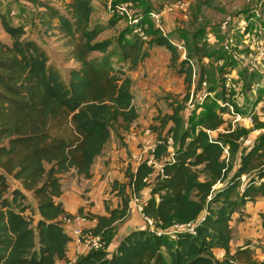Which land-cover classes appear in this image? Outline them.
<instances>
[{"label": "trees", "instance_id": "trees-1", "mask_svg": "<svg viewBox=\"0 0 264 264\" xmlns=\"http://www.w3.org/2000/svg\"><path fill=\"white\" fill-rule=\"evenodd\" d=\"M165 1L156 6V0H111L105 26L93 21L95 0H28L34 8L31 25L36 19L46 33L63 41L67 58L77 65L66 70L56 68L30 37L25 21L17 25L16 15L0 13L9 38L8 42L0 39V264L68 262L72 239L62 218L74 216L58 202L64 194L63 179L75 174L91 180L92 167L112 136L129 133L138 121L129 74L154 49L170 54V69L184 78L186 87L184 95L165 97L171 113H160L158 124L149 129L158 138L151 155L163 165V174L148 166L149 157L136 172L127 169L126 183H113L111 194L117 192L121 201L118 208L106 205L105 215L78 210L79 217L95 222L88 232L100 237L105 248L80 256L76 264H264L249 248L231 252L234 215L264 197V133L250 150L242 149L254 130H264V113L251 118L252 129L225 119L236 116L229 107L242 114L237 93L224 88L223 75L231 72L232 60L218 77L212 74L206 79V73H200V90L192 92L197 77L194 61L223 57L200 30L191 35L182 30L180 39L174 40L157 29L150 16ZM214 1H196V21ZM125 3L140 19L146 39L131 25L119 32L113 48V41L101 37L124 21L115 9ZM175 41L184 42L183 60ZM256 79L259 76L252 72L251 85ZM203 83L214 98L208 97L185 115L191 95L199 94ZM217 132L216 138L211 135ZM10 180L17 184L12 190ZM146 189L150 198L144 202V215L156 229L196 224L194 234L158 236L148 226L132 231L116 252H108L117 225L129 217L132 195L142 197ZM215 250L225 251L222 261Z\"/></svg>", "mask_w": 264, "mask_h": 264}, {"label": "crops", "instance_id": "crops-1", "mask_svg": "<svg viewBox=\"0 0 264 264\" xmlns=\"http://www.w3.org/2000/svg\"><path fill=\"white\" fill-rule=\"evenodd\" d=\"M64 1L69 2L70 0ZM110 1L95 0L96 12L93 16L95 23L105 26L108 24L111 8ZM163 1L156 0V6H159ZM177 19L183 20L184 17L182 14H175L167 15L164 18V34H173L172 32L176 30H174V26L178 25V23H175ZM15 24L25 25L23 21ZM34 24L33 26H27L26 31L47 52L56 68L66 70L77 67L75 63L67 58L68 49L64 47L63 41L55 38L50 33H46L36 19ZM118 25H121V22ZM180 43L181 41H175L177 48ZM63 53H66L67 65H62L60 62V54ZM181 54L182 59L186 57V54ZM170 62L171 56L166 50L154 49L144 64L137 71L129 74L134 82V105L139 114V119L129 133L122 134L121 137L112 136L103 154L96 159L92 167L93 177L91 180H84L75 174H69L64 177V194L58 199V202L62 203L64 209L72 216H78L80 208L84 209L85 214L91 213L95 215H105L106 205L110 209L118 208L121 201L116 196L117 192L111 194L113 183H126L125 172L127 169L130 168L133 172H136L142 161L151 157L158 138L154 133L150 132L147 134L146 131L158 124L156 118L160 113H171L168 105H165V97L167 95L179 96L185 94L184 78L171 71ZM196 78L195 76V80ZM195 88V84H193L192 92H194ZM244 127L252 129L253 124ZM263 133L264 130H254L242 146V149L250 150ZM25 194L28 195L30 200H33L32 195L26 192ZM141 196H145L144 201H147L150 198V191L148 189L144 190ZM33 204L36 207L35 201H33ZM263 213L264 197L255 203H248L245 208L234 215L232 223V253L249 248L254 252L255 259L260 263H264V248L262 246L264 231L261 220ZM94 226L95 222L88 220L85 228L91 229ZM147 228V222L138 213L130 212L129 217L123 223L117 225V234L110 244L108 252H116L121 240L132 231ZM79 251L77 244L70 243L68 262L61 264H73L80 255ZM214 255L219 261H222L225 251L215 250Z\"/></svg>", "mask_w": 264, "mask_h": 264}, {"label": "rangeland", "instance_id": "rangeland-1", "mask_svg": "<svg viewBox=\"0 0 264 264\" xmlns=\"http://www.w3.org/2000/svg\"><path fill=\"white\" fill-rule=\"evenodd\" d=\"M187 1L190 3V8L186 14V19L176 20L175 23H178V25L174 26V30H176L172 32L173 34H171V36L174 38V40H179L182 30L189 32L190 35L196 30H200L203 32L202 37H204L205 40H208L210 47H213L215 51L220 53V57H223V59L213 61L205 59L201 63L194 61L193 65L197 75L195 87L196 89L198 88L199 91L200 73L204 71V73H206V79H209L210 75L212 74H217L218 77L220 69L225 67L227 63L231 62L232 60L228 54L223 52L224 38H221L222 36L219 33V26L221 23L229 22L231 25H234L238 35V53H251L253 54L254 59L258 57L259 53L257 50H251L246 48L248 47L247 45L242 44V35L240 29H242V27H247L246 25H249L247 30L250 28L255 41L257 40L255 48H264V32L262 29L264 26V0H215L211 7L203 8L202 14L200 15L198 21H196L194 13L196 10L195 3L197 0ZM7 11L11 12L10 15L12 17L16 15V20L25 21L27 25H31L33 23V20H31V15L34 13V8L33 5L29 4L28 0H7L5 4H0V13H6ZM21 12H23V15ZM23 16H25V18ZM249 16L254 19L252 22L248 19ZM123 19L124 21L121 22V25H118L112 30L107 31L101 37L103 40L109 39L113 41V48L116 47L115 45L119 32L124 29L131 28L129 19ZM250 23H252V25H250ZM4 35L5 32L0 21V39L2 41L8 42L9 38ZM60 55L61 64L67 65V58L65 56L66 53ZM261 65H264V62H261ZM229 67L231 68L230 74H232L235 82L240 86V91L236 94L235 101L237 102V107L242 114L235 113L234 109L229 107L228 111L231 113V115H236V117L231 118L230 115H226L225 119L232 121L234 125L244 127L253 123L251 120L253 116H261V114L264 113V94H260V91H264V68L260 67L259 71H251L250 66H247L244 63H233ZM252 72H255L257 76H259V79H256V81L251 85L250 75ZM194 104L195 103L193 102L187 105L185 115L189 116L191 113H193V109L191 108L194 106ZM165 105L167 106L168 104L165 102ZM237 116L240 118L237 119ZM224 129L225 128L221 129L220 132L223 133ZM211 135L216 138L218 133H213ZM10 186L12 190L17 186V184L13 180H10ZM141 199L144 201L145 196L141 197Z\"/></svg>", "mask_w": 264, "mask_h": 264}, {"label": "built area", "instance_id": "built-area-1", "mask_svg": "<svg viewBox=\"0 0 264 264\" xmlns=\"http://www.w3.org/2000/svg\"><path fill=\"white\" fill-rule=\"evenodd\" d=\"M7 0H0V4H5ZM190 8V3L187 0H167L164 2L163 6L158 12H154L151 14V20L155 27L161 31L164 32V18L167 15H175V14H182L184 19H186V14L188 13ZM115 13L122 17V18H128L130 21V25L135 27V33L139 34L142 38L146 39L144 37V34L141 30V27L139 26L140 19L134 16L131 7L129 4H121L115 9ZM254 19H251V22ZM252 25V23H250ZM249 27V25H246ZM247 27H242L241 35H242V44L247 45L251 50L255 49L258 51L259 55L256 59L253 58V54H246V53H238V40H237V32L235 30L234 25H231L229 22H223L219 26V31L224 38L223 43V52L228 54L234 63H244L247 66H250L251 71H259L260 67L264 68V65H261V62H264V48H255L256 47V41L254 39V36L250 31H247ZM263 32H264V26H263ZM259 42V41H258ZM178 50L186 54L185 48H184V42H181L178 46ZM263 60V61H260ZM224 79V88L229 93L230 92H236L238 93L240 91V86L235 82L232 74L225 73L223 75ZM207 83H203L202 85V91L195 95L194 93L191 95V103H195L192 109L194 110L197 106H202L205 100L208 97L214 98V94H210L207 91ZM221 104V102H220ZM239 119L240 117L237 116ZM252 120V119H251ZM147 134L150 133V130L146 131ZM169 151L172 152V155L174 156L173 151V145L174 142L171 138L167 141ZM154 151V149L152 150ZM173 160V157H172ZM148 166L155 169L156 173L163 174V165L157 162L154 159V156L151 155V157L148 160ZM130 211L138 213L148 224V226L151 228L152 231H155L158 236L162 235H175L177 233L182 232H188L191 234H194V229L196 224H188V225H178L173 228H171L168 231H163L160 229H156L154 222L144 215V201H142L141 197L136 196L135 194L132 195L131 201L129 203ZM261 220L263 223V231H264V213L261 215ZM88 219L85 217H63L62 218V225L64 229L67 231L69 236L72 239V242L77 244L79 247V257L88 254L92 251H100L105 248V244L103 240L100 237H95L91 235L90 232H88V229L85 228V225L87 224ZM262 246L264 248V235L262 238ZM78 257V258H79ZM77 258V259H78ZM77 259L73 262V264H76Z\"/></svg>", "mask_w": 264, "mask_h": 264}]
</instances>
